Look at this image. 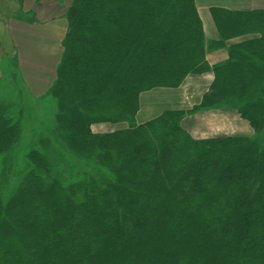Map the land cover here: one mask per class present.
<instances>
[{
    "label": "trees",
    "instance_id": "obj_1",
    "mask_svg": "<svg viewBox=\"0 0 264 264\" xmlns=\"http://www.w3.org/2000/svg\"><path fill=\"white\" fill-rule=\"evenodd\" d=\"M211 12L218 40L195 0L73 1L47 94L68 148L115 180L65 190L32 151L35 168L11 198L0 194V264H264V139L194 138L182 125L187 113L235 109L264 133V94L247 97L264 75V13ZM219 47L228 59L210 65ZM207 71L200 103L137 122L142 93ZM103 122L127 126L95 132ZM17 132L0 108V153Z\"/></svg>",
    "mask_w": 264,
    "mask_h": 264
},
{
    "label": "rangeland",
    "instance_id": "obj_2",
    "mask_svg": "<svg viewBox=\"0 0 264 264\" xmlns=\"http://www.w3.org/2000/svg\"><path fill=\"white\" fill-rule=\"evenodd\" d=\"M19 5L20 0H0V108L12 117V123L17 125L18 130L9 148L0 153V194L3 200L11 198L25 175L35 168L29 159L32 151H38L48 161L51 177L57 178L65 190L79 183L104 188L107 182L115 180V173L94 156L71 151L65 139L67 131L56 122L58 101L47 94L48 82L55 79L56 74L41 60H34L33 64L36 65L31 64V69L24 68L29 79L21 73L18 47L14 45L12 37L14 32L11 33L12 30L8 28L10 21L19 16ZM258 36L253 33L245 38ZM33 54L36 55L37 51ZM258 61L259 65L264 66V60ZM39 74L48 82L44 83L42 78L40 81L36 80L40 77ZM252 94L257 97L264 94V75L250 85L247 97ZM192 107L188 106L186 110ZM221 113H211L203 116V120L197 118L196 121L193 115L182 122V125L203 138L225 135L250 137V140L261 137L264 139V133L257 134L235 109L222 110ZM191 115L192 113H187L186 116ZM136 120L139 123L137 118ZM126 126L124 122H103L94 124L93 130L109 132ZM189 129L187 131L192 135ZM193 137L197 138L195 135Z\"/></svg>",
    "mask_w": 264,
    "mask_h": 264
},
{
    "label": "crops",
    "instance_id": "obj_3",
    "mask_svg": "<svg viewBox=\"0 0 264 264\" xmlns=\"http://www.w3.org/2000/svg\"><path fill=\"white\" fill-rule=\"evenodd\" d=\"M73 1L20 0L19 16L13 18L10 23L8 22V28L12 30L11 33L14 32L12 33L14 35L12 36L13 42L18 47L19 67L25 78L29 75L26 74L24 68L31 69V64L36 65L33 64L34 60L45 62L44 64L50 67L49 70L56 74V67L63 50L62 41L68 29L66 14ZM195 2L209 40H218L219 38L211 12L212 8L264 13V0H195ZM235 40L238 39H233L231 42ZM34 51H37L36 55L33 54ZM1 53L0 48V55ZM227 59L228 49L226 47L211 48L207 52V60L210 65L225 62ZM39 76L36 79L38 81L43 79L41 74ZM213 78L212 71L190 74L178 88H156L143 93L140 97V110L137 115L139 123L158 116L166 109H187L188 106L192 107L193 104L200 103L204 93L209 90ZM53 80L50 79L49 82L44 80V83L48 82L47 87L49 88ZM192 99L193 101H191ZM222 110L225 109L199 111L191 116H186L183 123L193 115H195V121L197 118L203 120V116L211 113L222 114ZM189 131L191 132L190 129ZM191 133L197 138H203L202 135Z\"/></svg>",
    "mask_w": 264,
    "mask_h": 264
}]
</instances>
